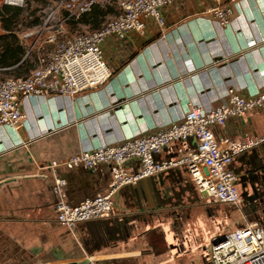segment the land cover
<instances>
[{
  "label": "crops",
  "instance_id": "0c3cea01",
  "mask_svg": "<svg viewBox=\"0 0 264 264\" xmlns=\"http://www.w3.org/2000/svg\"><path fill=\"white\" fill-rule=\"evenodd\" d=\"M221 4H231L234 10L226 27L208 12L216 6L214 0H177L161 9L164 27L146 18L143 36L130 33L125 40L114 36L106 40L103 50L113 75L103 86L73 97L24 99L23 126L0 125V228L4 237L15 240L21 250L35 238L60 247L51 182L35 177L39 165L64 162L82 150L180 123L189 104L212 109L222 103L229 88L244 98L264 93V0H221ZM216 135L220 141L241 142L246 135L263 136L264 110L250 112L247 122L229 121L216 129ZM187 145L193 143L188 140L165 148L157 160L177 157ZM256 148L236 157L232 169L239 176L246 174ZM58 172L68 182L71 204L95 198L111 181L107 165L96 171L62 166ZM129 187L115 196L114 216L126 205L132 207L134 200L157 199L150 181L133 191ZM222 208L230 209L241 226L247 221L243 204ZM86 234V230L79 231L77 236L83 247ZM192 237L196 241L185 243ZM201 238L183 236L184 248L177 255L183 264H195Z\"/></svg>",
  "mask_w": 264,
  "mask_h": 264
},
{
  "label": "built area",
  "instance_id": "2783aa9c",
  "mask_svg": "<svg viewBox=\"0 0 264 264\" xmlns=\"http://www.w3.org/2000/svg\"><path fill=\"white\" fill-rule=\"evenodd\" d=\"M176 1L123 0L119 12L100 29L73 36L68 35L67 24L89 13L98 0L59 1L35 31L20 37L26 58L36 56V68L26 77L0 79V125L16 129L23 126L22 102L27 97H73L103 86L113 75L103 50L106 40L112 36L125 40L130 33L143 36L146 18L164 27L161 9ZM214 1L216 6L208 12L221 26H227L233 6ZM0 4L23 8L26 0H0ZM263 110L264 93L244 98L229 88L217 107L206 110L189 104L180 123L150 135L82 150L64 162L52 160L39 165L35 177L50 180L58 224L74 238L86 230L87 223L114 219V198L123 188L170 170L187 171L203 202L240 208L238 176L232 165L241 153L264 145V135H246L242 142L228 138L220 141L216 129L226 127L233 119L247 122L250 112ZM190 138L195 139L193 145L181 148L177 157L157 160L165 148ZM103 165L108 166L111 175L108 189L95 198L71 204L68 182L59 175V168L96 171ZM209 257L212 264H264V218L245 221L236 230L213 237ZM89 262L94 264L91 258Z\"/></svg>",
  "mask_w": 264,
  "mask_h": 264
},
{
  "label": "rangeland",
  "instance_id": "374dc122",
  "mask_svg": "<svg viewBox=\"0 0 264 264\" xmlns=\"http://www.w3.org/2000/svg\"><path fill=\"white\" fill-rule=\"evenodd\" d=\"M59 1L62 0H26L23 8L27 12L20 17V22L15 27L19 37L26 32L35 31L37 26L29 27L28 24L35 19H40L42 22ZM121 1L123 0H98V4L102 7L112 9L106 21L119 12ZM2 7L3 5L0 4V8ZM67 28L69 36L92 30L85 25ZM0 33H3L1 23ZM33 57L36 56L33 54L30 58ZM6 78L15 77L0 71V79ZM189 141L194 143L195 139L190 138ZM204 203L183 214L182 217L173 213V210H163L154 216L143 217L138 230L130 234L127 239L97 251L83 247L78 238H74L71 233L62 228H58L61 234L59 249L56 245L53 247L52 241L35 238L33 244L21 250L15 240L4 237L5 233L0 228V264H92L89 258L94 261V264H183L177 255L183 251L184 247L182 248L180 243L184 240V235L202 237L199 250L198 247L196 249L200 254L195 255L198 258L195 264H212L209 257L212 238L232 232L241 226L242 221L235 219L230 209L222 208L214 203ZM243 212L248 222L259 219L246 207ZM192 238L196 241V238ZM177 239L180 240L176 243L181 246L180 249L175 248L174 245ZM134 251L142 253L137 256L131 255Z\"/></svg>",
  "mask_w": 264,
  "mask_h": 264
},
{
  "label": "flooded vegetation",
  "instance_id": "af4514ba",
  "mask_svg": "<svg viewBox=\"0 0 264 264\" xmlns=\"http://www.w3.org/2000/svg\"><path fill=\"white\" fill-rule=\"evenodd\" d=\"M250 159L251 160L248 163L245 175L239 176L240 172L238 170L235 171L239 176L240 193L242 191V183L243 185H246L248 182L255 183L260 181V174L262 173V170L259 168L263 166V163L259 161V157L257 158L254 153ZM174 179L177 183L172 185V187H174L173 192L170 190H163L161 192L162 198L159 200L155 198H144L139 201L134 200L132 207L126 205V208L122 210V213L119 216H115L112 221H108L111 223L104 225L98 230V232L94 231L95 233L93 232L89 235L86 234L82 236V241L86 248L97 251L102 247L112 246L116 242L129 237L130 234L138 230V225L140 224V221H142L143 217L154 216L156 213L163 210H173V213L182 217L183 214L188 213V211H191L195 207L202 204V199L188 173L183 172L179 178ZM258 190V192L253 194L254 199L251 201L252 204L260 200L264 204V191H261L260 188ZM169 195L172 196V199L165 207L153 208L150 205L154 202L157 204L163 203L167 200ZM242 204L243 207L248 208L250 211L256 207L247 201L244 202L243 199Z\"/></svg>",
  "mask_w": 264,
  "mask_h": 264
},
{
  "label": "trees",
  "instance_id": "16d2710c",
  "mask_svg": "<svg viewBox=\"0 0 264 264\" xmlns=\"http://www.w3.org/2000/svg\"><path fill=\"white\" fill-rule=\"evenodd\" d=\"M109 8L110 9H107L106 7L96 4L89 13L84 14L79 20L70 21L67 27L85 25L91 27L93 31L98 30L106 22V17L112 13L111 7ZM26 12V9L19 7L3 6L0 8V23L3 31V33L0 34V71L13 75L15 78L26 77L37 65L36 57L26 58V49L22 45L19 34L15 30V27L20 22V17ZM102 20L104 21L102 22ZM40 24L41 20L35 19L31 21L28 26L35 27ZM185 242L189 244L190 240L186 239ZM176 243L174 244L175 248L180 249V246Z\"/></svg>",
  "mask_w": 264,
  "mask_h": 264
},
{
  "label": "water",
  "instance_id": "95a60500",
  "mask_svg": "<svg viewBox=\"0 0 264 264\" xmlns=\"http://www.w3.org/2000/svg\"><path fill=\"white\" fill-rule=\"evenodd\" d=\"M254 154L256 157L258 156L259 161H261L263 163V166L259 168L260 170H262V173L260 174V181H257L255 183H253V182L249 183L248 182V184H246V185H243V183H242L241 196H242V199L244 202L247 201L251 205L256 206L255 208L251 209V211H250L252 215L264 217V204H263V202L260 200L256 203L255 202L253 204L251 203L252 199H254L253 194L255 192H258L259 188L261 189V191L262 190L264 191V145H260L259 147H257L254 150ZM183 172L187 173V171H185V170H179V169L170 170L168 173H164V174L154 176V177H151L149 179L140 181L138 184H136L134 186H130L129 188L133 191L135 189L141 188L142 184L145 183L146 181H150L152 186L154 187L153 190L155 193V197L159 200L162 198L161 192L163 190H167V191L170 190L171 192H173L174 187H172V185H175L177 183V181L174 178H179L183 174ZM165 181H169L168 184H166ZM171 199H172V196L169 195L167 197V200H165L163 203H160L153 208L165 207L166 205H168L170 203ZM108 223H111V222L101 221V222L87 223L85 225V229L88 232V234H91L94 231L99 230L100 228H102L104 225H106ZM127 238H125V239H127Z\"/></svg>",
  "mask_w": 264,
  "mask_h": 264
}]
</instances>
